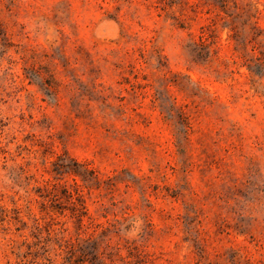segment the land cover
<instances>
[{
	"label": "rangeland",
	"instance_id": "374dc122",
	"mask_svg": "<svg viewBox=\"0 0 264 264\" xmlns=\"http://www.w3.org/2000/svg\"><path fill=\"white\" fill-rule=\"evenodd\" d=\"M0 264H264V0H0Z\"/></svg>",
	"mask_w": 264,
	"mask_h": 264
},
{
	"label": "trees",
	"instance_id": "16d2710c",
	"mask_svg": "<svg viewBox=\"0 0 264 264\" xmlns=\"http://www.w3.org/2000/svg\"><path fill=\"white\" fill-rule=\"evenodd\" d=\"M67 247H68L69 253H76V251L79 249V247L73 243H68Z\"/></svg>",
	"mask_w": 264,
	"mask_h": 264
}]
</instances>
